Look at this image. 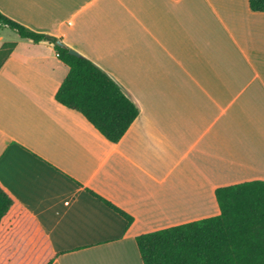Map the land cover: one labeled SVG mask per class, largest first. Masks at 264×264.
<instances>
[{"label": "crops", "instance_id": "1", "mask_svg": "<svg viewBox=\"0 0 264 264\" xmlns=\"http://www.w3.org/2000/svg\"><path fill=\"white\" fill-rule=\"evenodd\" d=\"M105 71L139 114L115 144L55 100L46 41L0 29V264H142L135 237L264 183V12L248 0H0ZM11 31V30H10ZM12 36V37H11ZM108 202L131 220L108 207Z\"/></svg>", "mask_w": 264, "mask_h": 264}, {"label": "trees", "instance_id": "2", "mask_svg": "<svg viewBox=\"0 0 264 264\" xmlns=\"http://www.w3.org/2000/svg\"><path fill=\"white\" fill-rule=\"evenodd\" d=\"M248 5L253 12H264V0H248ZM2 28L34 43H51L58 59L68 67L55 93L56 102L82 114L110 143L122 138L139 111L115 80L86 57L70 55L61 39L34 32L0 12ZM13 48L14 43L2 45L0 67ZM215 198L220 211L217 216L135 237L142 264H264V183L218 188ZM12 205L0 187V222Z\"/></svg>", "mask_w": 264, "mask_h": 264}, {"label": "water", "instance_id": "3", "mask_svg": "<svg viewBox=\"0 0 264 264\" xmlns=\"http://www.w3.org/2000/svg\"><path fill=\"white\" fill-rule=\"evenodd\" d=\"M57 44H60V43L57 42ZM68 53H69L70 55H73V56H76V57H79V56H80L79 53H77V52L74 51L73 49H69V50H68Z\"/></svg>", "mask_w": 264, "mask_h": 264}, {"label": "rangeland", "instance_id": "4", "mask_svg": "<svg viewBox=\"0 0 264 264\" xmlns=\"http://www.w3.org/2000/svg\"><path fill=\"white\" fill-rule=\"evenodd\" d=\"M8 33H11V34H12L13 32H12V31H10V30H7V34H8ZM13 35H14V33H13ZM11 37H12V36H11Z\"/></svg>", "mask_w": 264, "mask_h": 264}]
</instances>
